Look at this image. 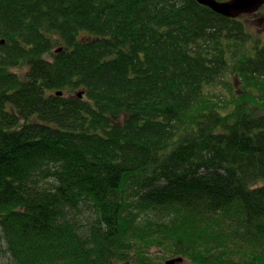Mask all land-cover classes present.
Segmentation results:
<instances>
[{
  "label": "trees",
  "instance_id": "obj_1",
  "mask_svg": "<svg viewBox=\"0 0 264 264\" xmlns=\"http://www.w3.org/2000/svg\"><path fill=\"white\" fill-rule=\"evenodd\" d=\"M243 17L0 0L8 264H264V40Z\"/></svg>",
  "mask_w": 264,
  "mask_h": 264
},
{
  "label": "water",
  "instance_id": "obj_2",
  "mask_svg": "<svg viewBox=\"0 0 264 264\" xmlns=\"http://www.w3.org/2000/svg\"><path fill=\"white\" fill-rule=\"evenodd\" d=\"M198 4L211 9L216 14L224 16L229 19H239L245 15L252 16V14H257L264 6V0H228V1H218V0H195ZM60 93L59 95H61ZM79 97H83L80 94ZM184 259L181 257L179 259L168 260L165 264H181Z\"/></svg>",
  "mask_w": 264,
  "mask_h": 264
},
{
  "label": "rangeland",
  "instance_id": "obj_3",
  "mask_svg": "<svg viewBox=\"0 0 264 264\" xmlns=\"http://www.w3.org/2000/svg\"><path fill=\"white\" fill-rule=\"evenodd\" d=\"M243 18L251 26V28H249L250 29L249 31L252 34L256 33L257 36H261V38H263V40H264V26H263L264 23L260 22L261 18H262L261 15H259V14L258 15L252 14V16L245 15ZM2 244H3V242H2V237H1V233H0V247ZM156 257L157 256L154 257L155 261H156ZM167 260H169V259H160V260H158V262L165 264L167 262ZM8 263H9L8 259L4 256V254H1V250H0V264H8Z\"/></svg>",
  "mask_w": 264,
  "mask_h": 264
}]
</instances>
